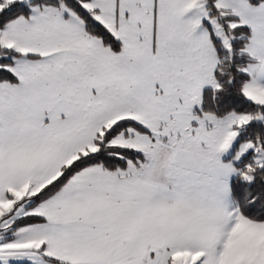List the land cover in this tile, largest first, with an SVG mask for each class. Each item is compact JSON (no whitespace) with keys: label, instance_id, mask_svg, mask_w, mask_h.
Instances as JSON below:
<instances>
[{"label":"snow or ice","instance_id":"snow-or-ice-1","mask_svg":"<svg viewBox=\"0 0 264 264\" xmlns=\"http://www.w3.org/2000/svg\"><path fill=\"white\" fill-rule=\"evenodd\" d=\"M0 264H264V0H0Z\"/></svg>","mask_w":264,"mask_h":264}]
</instances>
